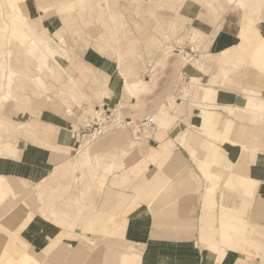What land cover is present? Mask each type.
Returning a JSON list of instances; mask_svg holds the SVG:
<instances>
[{"label": "rangeland", "instance_id": "obj_1", "mask_svg": "<svg viewBox=\"0 0 264 264\" xmlns=\"http://www.w3.org/2000/svg\"><path fill=\"white\" fill-rule=\"evenodd\" d=\"M183 6L184 9L190 8L194 12L200 11L198 15L195 14L198 17L193 21L188 16H184L180 11ZM244 12L248 14L247 22L243 42L238 50L226 51L223 62L220 61L222 54L207 55V52H210L208 46L211 42V33L208 34L201 27H208L211 24L216 29L228 13L241 26ZM98 14H102L98 23L103 25L106 35L111 38V46L104 53L109 52L107 56L117 62H120L122 56L125 64L135 60L134 63L137 65V73H127L118 65L119 71H116V77L121 81H117L120 98L116 100L112 98L109 75L95 71L93 66H65L70 63L67 60L69 51L70 54H73V51L68 49V36L61 33V21L70 16H87L91 20L95 17L98 20ZM98 23H94L93 27ZM197 23L201 27L196 26ZM51 24L52 28L49 27ZM106 25L114 31V39L110 30L105 28ZM62 36L66 40L65 44L60 40ZM83 41L80 49L74 50L76 52L74 60H79V53L85 50L84 47L82 48ZM95 42V39H91L88 48L98 50L94 46ZM36 43L42 49H46V45L57 49V52L50 57L48 67L38 68L41 65L37 60V52L35 55L30 54V46ZM263 48L264 0H240L234 3H230L229 0H0V96L5 100L13 99L11 92L15 93L18 86L27 84L24 92L18 90V95L24 93V97L25 95L31 97L27 100V105L17 114L11 116L7 114V118L4 119L0 117V121L2 120L0 140L9 141L14 149L12 154H8L7 149H2L1 141L0 163L5 166L9 160L31 158L29 150L25 151L17 140L20 128L17 121H33L34 116L42 109H52L71 121L67 131L75 140V144L72 145L71 152L64 154L65 160L52 165L55 169H52L50 187H58L61 190L63 179L60 175L61 169L64 162L72 157L74 166L71 169L75 170L74 174L78 176L76 188L72 183L66 192L61 191L62 202L58 203V206L77 211L76 222L68 223L50 205L49 194L42 195L39 192V195H35L30 193L31 190L28 192V187L31 188L33 183L39 180L32 183L24 173L4 172L0 169V230L12 237L15 234L21 249L20 254L14 252V255L10 254L4 258L2 264H82L85 256L79 255L80 258L73 259V253L82 247L85 238L72 231V226L80 229L86 220L89 222L99 217L98 208L107 214V219L110 216H117L131 195L114 205L104 204L103 199L109 186L114 190L130 192L133 197L129 200L133 202L145 203L150 199L148 197H154L158 189L153 190L150 184L143 182L144 176L150 177L152 172L150 175L148 173L150 171L145 172L144 176L140 174V168H144L145 162L148 163L145 152L148 148L156 151L160 139L157 133L169 131L174 124L177 125L184 120L182 116L193 112L192 108L195 106L200 108V124L187 126L186 129L178 132L175 138L174 135L171 136L175 142L186 148L187 166L184 174L190 170L197 174L200 181L197 182L199 188L196 187L195 179L183 180L182 184L179 183V175L183 173L171 174V178L163 175L164 182L171 183L168 186L172 189L171 193L166 196L158 193L159 199L149 207L157 220H162V217L163 219L182 217L184 222L191 226L193 232L191 238L187 239L188 244L198 242L200 246H204L201 233L205 230L209 231L211 225L206 222L203 226L198 221L201 211V190L211 184L207 186V190L211 192L215 191L217 186L212 180L208 181L201 176V173L206 175L201 171L199 159H209L213 154L212 162H220L224 158L230 160L225 143L231 142L241 151L236 163L241 160L250 164L256 163L257 160H260L261 164L264 163V107L257 102V92L251 88L254 87L264 95ZM260 49L263 51L258 55ZM19 57L23 60L22 64L27 61L24 66H17ZM247 63L259 68L262 75H259L256 69L244 66ZM50 64L54 68L53 72L49 71ZM79 67L88 76H83ZM198 68L207 75L199 73ZM17 69L21 71V75H18ZM234 69L237 70L232 71ZM9 72L13 73L11 84L7 78ZM25 73L28 75L26 76ZM34 74L41 77L44 84H41V80L36 81ZM99 89H106V93L98 94ZM218 90L238 96V100L242 102L239 104L220 102ZM34 91L39 93L34 94ZM59 106H63L61 111ZM231 110H239L241 115L248 116L235 118L237 123L235 127L245 129L249 151H246L240 142L235 143L216 134L222 128L219 125L220 118L230 115L227 111ZM215 119L216 124H214ZM37 126L39 128L38 123ZM120 129L127 132V139L123 141L126 147L121 146L119 141L118 146L113 148L115 140L111 137H115ZM99 130L104 131L95 134ZM239 138L236 135L235 141ZM215 147H218L216 155H214ZM82 159L84 163L81 162ZM120 160L124 162V166ZM122 166L117 176L108 178L109 173ZM238 170L236 169L235 173L242 172ZM122 176L127 177V182L129 179L138 180V182L133 181L134 189L138 192L126 186V181V185L122 186L120 183ZM250 176L253 177L252 174ZM225 178L226 175L222 176L216 189L218 196L225 194V201L236 204L247 219L256 221L250 222V227H245L240 232L256 231L254 236L257 238L261 236L260 233L264 236V217L255 218L252 215L253 202L257 199L264 202V197H261L257 191L261 182L257 179L256 194L251 202H247L237 191L227 188L248 184L249 189H253L254 183L237 175L223 184ZM168 187L162 188L164 192ZM73 197L77 207L72 205ZM18 203L23 209L17 207ZM217 209L215 206L214 210ZM35 216L57 225L68 224V227L65 232L52 236L42 249H34L22 238L21 231ZM165 226L172 227V225ZM233 232L238 235L239 231L233 230ZM150 234L151 232H142L139 234L140 238L136 239L126 237L124 230V239L129 242L131 239L143 241V244L156 242L157 239ZM182 236L172 234L166 235L164 239L166 242L177 243L184 239L181 238ZM95 237L100 242L101 251L98 256L100 260L104 258L109 240H119L123 245L129 244L120 236L105 237L99 233ZM1 246L3 244L0 239ZM227 250L247 258L256 256L254 254L258 252L256 248L244 254L232 251L230 247ZM75 253L81 254V252ZM213 255L215 256L214 253ZM215 258L216 263H219L216 256Z\"/></svg>", "mask_w": 264, "mask_h": 264}, {"label": "crops", "instance_id": "obj_2", "mask_svg": "<svg viewBox=\"0 0 264 264\" xmlns=\"http://www.w3.org/2000/svg\"><path fill=\"white\" fill-rule=\"evenodd\" d=\"M184 7L185 6H183V9L180 11L184 16H188L194 21V19L198 17L197 15L200 13V11H198V13L191 11L190 8L184 9ZM196 13L197 15H195ZM101 15L102 14H98V20H96L95 17H93L91 20L90 17L87 16H70L61 21V33L68 36V49L73 51V54H70L69 51L67 60L70 61V63L69 65L66 64L65 66H93L95 71L109 75L110 88L113 91L112 98L116 100L120 98V95L117 92V81H121L119 77H116V71H119L118 65H120V69L125 70L127 73H137V65L134 63L135 60H131L128 64H125V60H123L122 56L120 62H117L115 59L107 56L110 54L109 52H107V54L104 53L106 50H108V47L111 46V38L109 35H106L103 25L98 23L101 21V19H99ZM247 15L244 12L241 26H239V23L235 21L234 17H232L230 13L226 15L224 21L221 22V24L216 26V29L211 24H209L208 27H201L199 23H197L196 26L199 25L202 30L208 34L211 33V42L208 46L210 52H207V55L214 56L217 54H222L223 52L230 51V49L236 46H240L243 42V30L247 22ZM96 22L98 24L93 27V24ZM193 24L195 25V23ZM49 27L52 28V24ZM105 28L110 30L111 36L114 39L115 34L114 31L111 30L110 26L108 25L107 28L106 25ZM91 39L96 40L94 46L102 52L93 48H88L91 43ZM82 40H84L82 48L84 47L85 50L79 53V60H74V55L76 54L74 50L77 51L80 49ZM19 59L21 62L19 61V65L15 63L17 66H24L27 63L26 61L25 64H22L23 60L21 57H19ZM131 63L133 64L130 65ZM244 66H250L256 69L259 75H262L259 68L254 67L249 63ZM13 67L16 68L15 66ZM49 67L51 70L46 67L45 68L53 72L54 68L51 66V64ZM66 69L67 68L65 67V70ZM79 69L82 71L81 73L83 76H88L82 68L79 67ZM235 70L237 69L232 71ZM17 71L19 72L18 75H21V71L18 69ZM197 71L207 75L206 72H203V70L199 68ZM25 75L27 76L28 74L25 73ZM35 76L36 75L34 74L33 77ZM26 86L28 85H20L18 88H16L17 90L15 93L11 92L13 99L5 100L3 97L1 99L0 96V103L2 102V104H0V117L2 116V119L7 118V114H10V116L17 114L20 112V110H22V107L27 105V100L31 97L27 95L24 97V93L18 95V90L24 92L26 90ZM251 88L257 92V102L264 107V95H262V93L254 87ZM218 91V99L220 102L228 104H239L242 102L238 100V96H233L229 92H222L221 90ZM36 93L39 92L34 91V94ZM97 93H106V89H99ZM62 107L63 106H59V108H61L60 111L62 110ZM199 109V107L195 106L192 108L193 112H188L187 115L182 116L184 117V120H181V122L177 125L174 124L169 129V131L157 133V136H159L160 139L159 144L156 147V151L148 148V150L145 152L147 155L145 158L147 159L148 163L145 162L144 168H140V174H144L148 171L152 172L151 176L144 180L145 182L143 181L144 183L150 184L152 187L151 184H153V182H155L156 179L161 175H166L167 177L171 178V174L179 175L180 173H183V176L179 175L180 178L186 176L184 173L187 166V150L185 147L175 142L174 138L178 132L186 129L187 126L200 124L201 117L199 114ZM227 112L230 115L222 116L220 118L219 125L220 128H222L219 129V132L216 134L225 139L233 140L235 143L240 142L243 145V148L246 151H249V144H247L248 142L245 139V129H239L235 127L237 124L235 118L240 119L248 116L241 115L239 110H231ZM34 119L36 121H17V125L20 126L19 132L17 134V140L19 144H21V146L25 149V151L29 150L31 158L28 160H24V158L22 160H9V163H7L5 166L4 164L0 163V169L4 172L24 173L30 180H32V183L39 180L37 183H33L31 188L28 187V192L31 190L30 193H35V195H39V192L42 193V195L49 194L51 200L50 205L55 208L56 213L62 219H65L66 222L75 223V215L77 214V211L74 212L64 206H58V203L62 202L61 191L66 192L67 189H69V185L72 183L75 184V188L77 186L76 181L78 176H75V170L71 169L74 166V161L72 159L73 157L66 160L62 166L60 173L63 178L61 182V190L58 189V187H50L52 183L50 177L53 173L52 169L54 168H52V165L58 164L59 162L65 160L66 156H64V154L67 155L69 152H71L72 145L75 144V140L67 131V127L71 121L61 113L52 109H42L38 115L34 116ZM1 121L0 123H2ZM13 121H15V119H13ZM216 122L217 120L215 119L214 124H216ZM37 123L39 124V128ZM171 135H174V138ZM236 135L240 137L238 141H235ZM126 136H128L127 132H123V129L117 131L115 137H111L115 140L113 143V148L118 146L117 143L119 141L121 146L126 147L125 142H123L126 141ZM1 141L5 140L3 139L0 140V142ZM225 144L230 154V160L224 158L220 162H212L209 169L211 172V176H209V178L204 176L199 169L201 176L208 181L212 180L217 188L222 176L224 175H226V178L223 180V184H225L229 178H234L237 175L241 176L242 178H246L249 182L252 181L254 183L253 189H249L248 184H241L233 188H227L237 191L241 195L242 199L247 202H251L252 198L255 196L259 180L261 183L259 184L257 191L261 197H264V163L261 164L260 160H257V162L253 164H250L248 161L244 162L242 160L236 163L241 156L240 149L234 147V143L226 142ZM21 155L24 157L23 153ZM245 156H247V154ZM212 157L213 154L208 160L211 161ZM252 157H255V155H252ZM188 161L191 160L188 159ZM81 162L84 163V160L82 159ZM121 162L124 166V162ZM123 166L120 169L109 173L108 178L110 176H117V173L123 168ZM214 166L216 167L215 169L213 168ZM236 169H240L242 172L235 173ZM103 170H107V168H103ZM249 174H252L254 178ZM197 177L198 175L195 174L196 187L199 186V183L197 184V182H200ZM126 179V176H122L120 179L122 186L127 184L126 186H129L133 191H136L133 184L135 181L138 182V180L131 181V179H129L127 182ZM207 186L208 185L204 186L201 190V211L198 216V221L201 225L204 226L206 222L211 225L209 231L205 230L201 233L202 242L205 243L204 246H200L198 242L188 244L189 241L187 242V239L191 238L193 232L191 226H189V224L187 225L182 217L178 219H163L162 217V220H157L154 218L155 215L149 207L152 205V203L146 201L145 203H143L144 201L133 202L130 200V202L127 203L124 208L122 207L123 209L117 213L116 217L110 216L107 219V214H105L101 208H98L97 214L100 216L90 220L89 222L87 220L84 222L83 226L80 228V231H76L77 234H80L84 236L83 238H85L83 241L84 244H82L83 248L79 247V249L75 250V252H81V254H76L74 252L73 259L85 256L82 264H264V236L260 233L261 236H258L257 238L254 236L256 231L248 233L240 232L245 229V227H250V222L256 221L253 219H247L243 213L240 212V209L236 204L225 201V194L218 196L216 191L217 188L215 191L209 192L207 190ZM166 190L165 192L162 190V194L165 193L166 195L172 189L168 187ZM129 195H131L129 198L131 199L133 196L130 192L114 190L109 186L107 188L103 202L104 204L110 203L114 205L119 200L125 199V197H128ZM74 199L75 198L73 197L74 203H72V205L73 207H77ZM129 199L126 202H128ZM257 200L252 204V215L255 218H258L256 216L264 217V202ZM141 203L143 204L138 207ZM215 206L218 208L217 210H214ZM95 214L96 212L94 215ZM165 225H172V227ZM61 230V227H58V225L54 222L35 216L21 231V235L22 238L31 245V247H34V249H42L48 244L49 239L52 238V236L57 235L59 232H61ZM124 230L126 237L128 236L130 238L138 239L140 238V233L151 232L150 236L156 238L157 240L156 242L151 243L146 242V244H143V241H134L133 239H131L129 242L124 239ZM233 230L239 231L238 235H235ZM99 233L103 234L105 237L114 235L120 236L125 242H128L129 244L123 245L121 242H119V240H109L107 242V250L106 253H104V258L100 260V257H98L100 254L99 251H101V247L99 245L100 242L98 241L97 237H95L96 234ZM91 234L93 236H91ZM172 234H180L181 236L184 235L181 237H184V239L179 240L177 243L166 242V239H164L165 236ZM67 246L68 244L66 247ZM228 247L232 248V251L240 252L242 254L247 253L252 248H256L258 252H255L257 253L254 254L256 256L247 258V256L242 257V255H236L233 254V252L231 253V251L227 250ZM226 251H228L227 256L225 259H223ZM213 253L217 257L219 263H216V258Z\"/></svg>", "mask_w": 264, "mask_h": 264}, {"label": "bare ground", "instance_id": "obj_3", "mask_svg": "<svg viewBox=\"0 0 264 264\" xmlns=\"http://www.w3.org/2000/svg\"><path fill=\"white\" fill-rule=\"evenodd\" d=\"M229 2L230 3H234V2H240V0H229ZM229 6V5H228ZM245 26H246V24H245ZM244 30H245V28H244ZM244 30H243V36H244ZM60 40L65 44L66 43V40H65V38L62 36V37H60ZM238 48H239V46H236V47H234V48H232V49H230V52H235L236 50H238ZM263 50H264V48H263ZM262 49H260L258 52H257V54L259 55L260 53H261V51H263ZM30 54H33V55H35L36 54V52H37V60H38V63L41 65V66H38V68L39 67H43V66H47L48 67V65H49V61H50V57H52V55H53V53H55V52H57V49L56 48H52V47H50L49 45H46V49H42L41 47H40V45L39 44H32L31 46H30ZM226 52H223L222 53V57H220V61H224V58L226 57V54H225ZM218 69H221V67H218ZM12 76H13V73L12 72H9V73H7V78H8V80H9V84H11V82H10V80L12 79ZM35 80L37 81H42V79H41V77H39L38 75H36L35 76ZM41 84H44V82L42 81L41 82ZM101 131V130H100ZM97 136V135H96ZM2 145L4 146V148H3V146H2V149H7V153L9 154H12L13 152H14V149L12 148V143H10L9 141H2ZM217 150H218V147H215V149H214V151H215V154L214 155H216L217 154ZM4 155H6V152L4 153ZM3 159V158H2ZM199 161H200V165H201V171L206 175V176H211V172H210V166H211V163H212V161H210V160H208L207 158H203V159H199ZM190 172V173H189ZM149 173V175L151 174V172H148ZM143 176H144V174H143ZM146 176V175H145ZM145 176H144V178H145ZM148 176V175H147ZM146 176V177H147ZM141 177V176H140ZM149 177V176H148ZM143 178V177H142ZM144 178H143V181H144ZM146 179V178H145ZM189 179H195V174H194V172L193 171H188V173H186V176H184V177H182V178H180L179 180H178V182L179 183H181L183 180L184 181H187V180H189ZM142 180V179H141ZM169 180V179H168ZM167 180V181H168ZM150 181V180H149ZM4 182V181H3ZM145 182V181H144ZM147 182V181H146ZM5 183V182H4ZM186 183V182H185ZM212 183V182H211ZM182 184V183H181ZM152 185V189L154 190H156V189H158V191H157V193L155 194V196L153 197H148V198H150L148 201H146V202H149V203H154V202H156V200H158L159 198H158V195L160 194H162V190L164 189V188H166V187H168L169 185H171V183H170V181L167 183H165L164 182V176L163 175H161L160 177H158L157 179H156V181L155 182H153V184H151ZM178 185V184H177ZM190 185V184H189ZM160 186H162V188L160 187ZM179 186H180V184H179ZM178 186V187H179ZM184 186V185H183ZM208 186H211V184L210 185H208ZM190 187V186H189ZM217 188V187H216ZM147 190V189H146ZM150 191V190H149ZM167 191V190H166ZM159 193V194H158ZM169 193H171V190H170V192ZM168 193V194H169ZM148 195H150V194H148ZM146 196V195H145ZM162 196H166L165 195V193H163V195ZM146 200V199H145ZM130 202V200L127 202V203H129ZM126 203V204H127ZM126 204L123 206V208L126 206ZM17 207L19 208V209H21L22 207H20V204L18 203V205H17ZM122 208V209H123ZM23 209V208H22ZM18 217H20V215L18 216ZM61 227L62 228V231L61 232H65V229H67V227H68V224H59L58 225V227ZM71 230L72 231H74V232H76L77 230H79L80 231V229H75V226H72V228H71ZM76 230V231H75ZM78 231V232H79ZM85 233V232H84ZM84 235V234H83ZM82 236V235H81ZM0 239H1V244H3V246H1L0 247V264H2L3 263V260H4V258H6V257H8L10 254H12V255H14V252H16V253H18V254H20L21 253V249H20V247L18 246V241H16L17 239H16V235L14 234L13 235V237H12V235H9V234H6L4 231H2V230H0Z\"/></svg>", "mask_w": 264, "mask_h": 264}, {"label": "built area", "instance_id": "obj_4", "mask_svg": "<svg viewBox=\"0 0 264 264\" xmlns=\"http://www.w3.org/2000/svg\"><path fill=\"white\" fill-rule=\"evenodd\" d=\"M103 131H104V130H103ZM103 131H100V130H99V131H98L97 133H95V134H98V133H100V134H101Z\"/></svg>", "mask_w": 264, "mask_h": 264}, {"label": "water", "instance_id": "obj_5", "mask_svg": "<svg viewBox=\"0 0 264 264\" xmlns=\"http://www.w3.org/2000/svg\"><path fill=\"white\" fill-rule=\"evenodd\" d=\"M77 231H79V230H77Z\"/></svg>", "mask_w": 264, "mask_h": 264}]
</instances>
